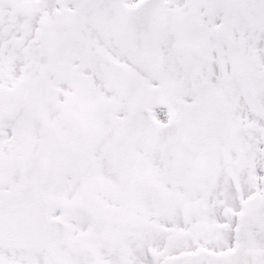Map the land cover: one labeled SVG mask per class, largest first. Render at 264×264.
I'll list each match as a JSON object with an SVG mask.
<instances>
[{"label": "snow or ice", "instance_id": "snow-or-ice-1", "mask_svg": "<svg viewBox=\"0 0 264 264\" xmlns=\"http://www.w3.org/2000/svg\"><path fill=\"white\" fill-rule=\"evenodd\" d=\"M0 264H264V0H0Z\"/></svg>", "mask_w": 264, "mask_h": 264}]
</instances>
